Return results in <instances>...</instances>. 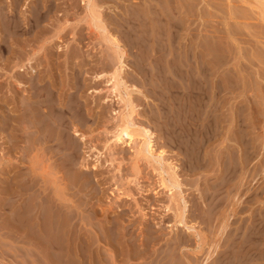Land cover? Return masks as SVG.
<instances>
[{"label": "rangeland", "instance_id": "374dc122", "mask_svg": "<svg viewBox=\"0 0 264 264\" xmlns=\"http://www.w3.org/2000/svg\"><path fill=\"white\" fill-rule=\"evenodd\" d=\"M5 1L9 3V0ZM51 2H53L52 8L58 6L56 12L53 13L55 9H52L51 13L53 14L50 13V20L43 24L48 27L44 37L39 38V40L36 39L35 42L32 36L23 38L31 45V49H34L38 54L33 57L34 74H40L46 76V78L52 74L55 76L60 74L56 76V81L59 87L63 84L66 92L76 81V75L78 77L76 78L77 81L80 82L79 79L81 80L79 84L80 87L83 85V89L79 93V99L85 108L82 113L83 116L80 119L73 113L69 114L70 117L68 116V121H71L70 128H72L68 130V137L71 136L70 139L75 138L72 140H77L79 144V150L76 152L77 161L72 172L57 170L56 165L59 164L57 156L52 155L51 152H37L39 158V160L37 158V167H44L43 169L39 167L38 170L42 173L46 169V173L43 172V174L47 177L48 182L46 181L47 184H45L42 177L36 176L35 178V174H32V164L36 152H21V150L5 152L7 146L0 139V182L3 179V172L10 171V175H14L17 179L18 184L16 185L21 186V188L14 187L16 189V201L15 199L10 200L9 212L7 211L4 215L1 209L3 196L0 183V264H34L32 248L28 247L27 251V249L19 248L16 243L17 239L20 238L16 233L17 224L21 218L20 214L26 211L30 201V196L27 191L25 192V188H28L34 182L39 185L40 189L38 188V191L43 190L47 185L48 192L46 194L50 197L53 195L54 187L63 188L65 195L67 194L66 197L73 201L69 203V206L73 207L74 213L76 212V215L80 214V217L83 215L87 217L88 213L83 214L81 210L76 208V203L88 202L91 206L90 209L96 208L97 213L99 211V216L93 219L96 225L107 219L117 222V227L120 230L118 228H116L117 230L114 229L113 233L115 232V235H118L120 231L121 233L124 232L123 229L126 227L125 230L130 233V236L139 237L138 241L148 239L149 235L154 238L157 237L156 247L154 248L157 251L163 250L162 254L159 253L161 255L154 264H204L208 260L207 263H212L219 256H224L223 259L225 258L224 260L229 262L234 258V252H236V249L238 250V246H242L243 252H246L245 254L248 256V260L245 259L243 264H264V0H96L100 9V19L110 35L118 37L117 39L120 38L122 41L119 40L125 46V39L123 38L125 36L118 28L119 24L124 23L123 17L128 21V24L130 23L127 24V30L131 29V35H135L134 42L136 44L129 42L133 47L130 45L125 47L127 58L125 60V74L123 75L124 80L126 78V86L131 93L132 101L136 105L137 114H134L132 118L140 126L149 127L148 129L153 131L155 144H157L154 152H163L162 168L169 174L175 172L179 178L180 189H173L172 191L164 190L161 186L159 176L161 170L158 169L160 165L156 161L141 159V163L139 162L141 168L135 169V155L139 139L136 143L137 146L128 143L114 144L113 132H115L119 121V112L123 111L125 107L118 97L111 96L108 90L109 84L107 81L116 67L117 59L112 46L105 41L102 30L97 26L99 23L88 16V11L82 0H56V4L54 1ZM170 13H173V16ZM99 14L96 13V17H99ZM132 37L130 36L131 39H133ZM43 38H47L48 43L43 50L38 51ZM136 45L139 46L135 49ZM195 59L204 60L205 64H208L206 67L211 69L210 71L215 70L216 63L220 60H228L224 70L225 73H229L231 80L234 81L235 79L238 82L240 87L237 92L247 90L246 95L237 100L232 99L234 95H229L230 102L228 106H232V108L247 106L251 99L250 102L255 103L257 108L256 114H258V117L256 114L255 117H257L258 129L256 128L251 133V137L258 152H250L252 160L248 161L246 153L240 152V148L236 144L230 143L237 150L235 152L237 160L235 159V161L238 166L235 174H233L234 172L232 174H230L231 172L228 173L226 166L223 165L224 161L229 163V166L232 163L229 152L227 150L218 152V147H215L216 144L213 141L210 146H205L207 150H211L208 156L209 159L206 160L209 162L205 163L207 166L201 168L202 171L192 172L194 165L192 162V164L188 162L190 159L186 156L182 144L184 139L178 140V135L182 136V126L180 125L183 115H181V110L183 112L184 109L187 110L188 104H186L187 100L184 95V85L175 76H172V71L186 70L190 62ZM189 67L194 68L191 65ZM1 68L2 63L0 62V73H2ZM140 68L142 70H139ZM229 69H232L230 71L232 73L229 72ZM143 70L145 71L143 72ZM233 76H235L234 79ZM216 77H219V80L221 78L220 75ZM161 80H164V82H161ZM167 82L174 86L169 85ZM167 85L170 86V90ZM0 87L3 88V90L2 88L0 90L1 101L6 87L5 84ZM172 87H177V90L174 89L176 92H173V95L170 92ZM255 94L261 98L257 97L255 99ZM173 97L174 100L177 99L175 102H173ZM183 98L184 100H182ZM183 102L186 105H183ZM179 105L181 109H179ZM178 114L181 115L182 119L179 120ZM71 115L75 117H71ZM245 116H247V113H245ZM75 128L81 129L75 132ZM4 148L6 149L4 150ZM221 163L222 165H220ZM183 166L186 168L184 169ZM229 166L227 168H230ZM205 167L208 170L204 169ZM48 170L49 172H47ZM83 172L91 175L88 180L91 185H84L83 180H79L82 178L76 181L77 184L75 182L76 186L73 185L74 175H80ZM190 172L192 173L190 174ZM17 173L20 175H17ZM67 173L74 175L70 174L72 176H69ZM223 174L224 176H222ZM228 174L231 176L229 177ZM164 175L169 179V175L166 173ZM219 177L222 178L218 179ZM223 180L225 181L223 182ZM217 183L222 188L219 189L216 207L212 209L209 201L205 200L204 196L207 194V189L212 187L210 185ZM69 185L70 187H68ZM86 185L88 187H85ZM84 190L86 191L84 192ZM32 195L31 200L33 201L34 192ZM185 204L187 205L186 224L194 227V232L187 231L185 226L175 223ZM196 205L198 208L194 211ZM167 207L170 208L169 212L166 210ZM232 214L235 216H232ZM8 217L10 218L8 219ZM2 218L6 221H4V224ZM64 218L67 220L69 217L65 215ZM7 222H9L7 226L10 227L3 230L2 226L4 227ZM224 224L228 225L224 226ZM41 225L43 226L31 231H37L36 234L32 236L29 233L30 235L27 236L26 241H30L32 237L42 238V241L46 240L49 243L55 241V237L50 235L47 226L45 224ZM151 226L153 229L150 232L156 231L153 234L149 232ZM154 226L157 227L154 228ZM97 229L91 230L95 236L100 235L102 238L103 235L106 237V232H100ZM147 230L149 234H146ZM162 235H166L165 238ZM177 235L180 237H177ZM29 237L30 239H28ZM100 245L104 252L114 253L115 255L114 249L112 250L108 244L105 245V242L101 241ZM216 246H220L217 251ZM223 250H227V252L220 253ZM247 253L249 254L247 255ZM51 255L50 263L53 262L54 264V261H56V264H58V257L54 258L55 255ZM164 256L167 258L164 259ZM138 262L135 261L134 264H138Z\"/></svg>", "mask_w": 264, "mask_h": 264}, {"label": "bare ground", "instance_id": "6f19581e", "mask_svg": "<svg viewBox=\"0 0 264 264\" xmlns=\"http://www.w3.org/2000/svg\"><path fill=\"white\" fill-rule=\"evenodd\" d=\"M51 1L55 2L56 0H33V1L32 0L31 1L30 0H11V1L9 0V3H7L8 1L0 0V62L2 63V68H1L2 73H0V86L5 84V87H6V90L3 91L4 97L0 101V139L3 140L4 144L7 146L6 147L7 150H5L6 148H4L5 152L6 151L7 152H14L15 150L16 151L21 150V152H30V153L36 152V154H35L36 157H35L34 161L32 160L33 161L32 174H35V178H36V176L42 177L43 180H45V181H43L45 184H47V182H48L47 177L44 176V174H43V172H45L46 169L42 173H41V171L38 170L40 166L37 167V165H38V162H37L38 153L37 152H42V153L43 152H51L52 155L54 154L55 156L58 157L57 161H59V164L56 165L57 170H64V171L72 172L73 166L77 161L76 160L77 159L76 152H78V150H79V144H78L77 140H72L75 138L70 139L71 136H70V138L68 137L69 136L68 130L72 129V128H70L71 127L70 126L71 121L70 122L68 121V116L70 113H73V114H75V116H78L80 119V118H82L81 117V116H83L82 113L85 110L83 104L81 103V101L79 99V93L82 91L83 85H82V87H80L81 85L79 83L81 82V80L79 79L80 82L77 81V79H76V78H78L77 75L75 78L76 81L72 84L70 89L68 88L69 89L68 91H70V92H68V91L66 92V91H64L63 84H61L62 86L59 87L58 83L56 81V79H57L56 76H58L60 74H58L56 76L54 74H52L48 78H46V76H43L40 74H38V75L34 74L35 70L32 66L33 65V57L37 53L34 49H31V45H29L27 43V40L24 38H26L25 36H32L33 41L35 42V41H37L36 39L39 40V38L44 37V33L47 32L46 28H48V27L43 25V24L46 21L48 22V20H50V18H49L50 15L53 14L54 12H56V7L58 6L57 5V6H55V8H52L53 2H51ZM82 2L85 5L86 10L88 11V14H89L88 16L91 17V19L93 21L99 23V25H97V26L99 27V29L102 30L103 37H104L105 41L109 45L112 46L113 51L115 52V57L117 59L116 67H115L114 71L112 72V74H110V77L108 78V81H107V83L109 84L108 90H109V93L111 96L114 95V96L118 97L120 102L124 105L125 109L123 111L119 112V117H118L119 121L117 123L115 132H113L114 133V135H113L114 144L118 145V144L128 143L130 145H132V144L136 145V143L139 139L140 141L138 143V149H137V152L135 155V161H136L135 162V169L138 170L139 168H141L140 164H139V162L141 163V159H144L146 161L154 160L160 165V167L158 169L161 170V173H159V176H160V183H161V186L163 187V189L164 190L168 189L167 191H172L173 189H180L181 183H180V180L177 177L176 173L174 172L173 174H169L168 172H166L162 168L163 152H159V153L154 152L155 145L157 146V144H155V135H154L153 131L148 129L149 127L146 128V127L140 126L139 124L134 122V120L132 118L134 114H137L136 105L132 101L131 93L129 92L128 87L126 86V81H125L126 78L124 80V77H123V75L125 74L124 71H125V67H126L125 66V60L127 58V51H126L125 47L130 45L129 42L135 43L134 42L135 41L134 40L135 35L134 36L131 35L132 34V32L130 33L131 29L127 30V26L130 23L128 24V21L123 17L122 20H124V23L119 24V27H118V28H120L119 31L124 34L123 36H125V37H123L121 35L125 39L124 40L125 46H124V44H122V42H121L122 40L119 38L121 40L120 41L119 39H117L118 37H114V35H110L108 30L104 26L103 21L100 19L101 18L100 14H99L100 9L98 8V5H97L98 2H96V0H82ZM55 4H56V2H55ZM75 4H76V2H75ZM52 9H55V11L53 10V13H51ZM96 13L99 14V17H96ZM123 14H127V13H123ZM116 23L118 24V22H116ZM49 31H50V29H49ZM129 33H130V35H129ZM130 36L131 37L133 36L132 37L133 39H131ZM47 40H48L47 38H43V40L41 41V45L38 47V51H41L44 49L45 45L48 43ZM31 44H34V43L31 42ZM219 44H220V42H219ZM34 46H35V44H34ZM130 46L133 47V45H130ZM138 46L139 45H136L135 49ZM216 46H218V45H216ZM210 47L212 48L213 46H210ZM190 50H192V49H190ZM213 50L216 51L218 49H213ZM59 52H60V46H59ZM211 52H212V50H211ZM198 54H199V52H198ZM151 55H152V53H151ZM218 58H219V55H218ZM226 61H228V60H226ZM226 61L220 60L219 62H217L214 71H210L211 69L210 68L208 69L206 67V65H208V64H205L206 62L204 60H200V59H197V60L195 59L192 63L190 62V65L194 66V68H191V67H189L190 65L189 66L187 65L188 66V68L186 67L187 69L184 67L186 70H180V69L174 70V69H172V70H174V71H172V74H173L172 76H175L184 85V95H185L186 100H187L186 104H188L187 105L188 111L184 109V112L187 111V112H185L186 114L183 112V110H181V113H182L181 115H183L182 116L183 119L180 117L181 115L178 114L179 120L182 119V121H181L182 123L180 125V126H182V130H181L182 136L178 135L179 136L178 140L184 139V142L182 143V141H181V143L184 145L186 156L190 159V161H188V160H186V161H188L190 164L193 163L194 169H192L193 170L192 172H194V173L197 170L199 172V170H201V168H203L204 166H207V164H205V163L209 162V161L207 162L206 160H207L211 150H207L205 148V146L206 145L210 146L211 145L210 143L212 141H213V143L216 144L215 147H218V152H224L223 150H227V152H229V155H230L229 158H230V161H232V163L229 166L228 165L229 163L224 161L226 163V165L224 164V162H223V165L226 166V171L228 173L231 172L230 174H232V172H234L233 174H235L236 170H237V166H238L237 165L238 163H236V161H235V159H236L235 152H237V150L230 143L236 144L240 148V152L246 153V155H247L246 158L248 159V161L251 159L250 152H256L257 151V147L253 144L252 137H251V133L254 130H256V128L258 129V127H257L258 123L256 121V119L258 117V114H256L257 108L255 107V103L250 102L251 99L247 103V106H237L236 108H232V106L231 107L228 106V104L230 102L229 95H234L232 99L237 100L238 98L243 97V95H246L247 90L244 89L242 92H240V91L237 92L238 88L240 86L238 85V82L234 79L235 76H233V79H234V81H233L229 78V76H230V75H228L229 73H227V72L225 73L224 66H227V64H228V63H226ZM141 68H143V67H141ZM141 68L139 70H142ZM231 70L229 69V72ZM144 71L145 70H143V72ZM230 73H232V72H230ZM219 75L221 76L220 80L222 79L223 81L222 80L221 81L223 83L218 79L219 77H216ZM162 76H163V74H162ZM228 80H231V81H228ZM161 82H164V80H161ZM171 82H173V81H171ZM174 82H176V81H174ZM169 85H171V84H169ZM171 86H174V85L172 84ZM175 86H177V85H175ZM169 87L170 86H168V88ZM1 88L2 87H0V90H1ZM176 88L172 87V89L170 91L172 93V95L174 94L173 92H176L174 90ZM2 90H3V88H2ZM164 90H166V89H164ZM169 90H170V88H169ZM175 94H177V93H175ZM157 96H159V95L157 94ZM176 96H175V98H176ZM254 97L256 99L259 96L257 94H255ZM180 98H182V97H180ZM259 98H261V97H259ZM134 99H135V97H134ZM157 99H159V98H157ZM176 100H174V97H173V102H175ZM182 100H184V98ZM157 101H159V100H157ZM255 101H257V100H255ZM159 102L161 103V101H159ZM179 102L181 105L180 100H179ZM184 102H183V105H186ZM168 103H169V101H168ZM165 104H166V102H165ZM237 104L239 105V103H237ZM180 105H179V107H180ZM183 105H182V109H183ZM179 109H181V107ZM245 113H247V116H245ZM255 114L257 115V117H255ZM169 115L171 116V114H169ZM72 116L73 115H71V117ZM75 116H73V117H75ZM168 119H170V118H168ZM179 123H180V121H179ZM173 124H175V123H173ZM80 127H81V125H80ZM168 128H171V127H168ZM79 130L77 128H75L74 131L78 132ZM169 130H172V129H169ZM177 137H175V138H177ZM174 141H176V140H174ZM179 141H178V143H179ZM175 144H176V142H175ZM183 145L180 144V146H182V147H183ZM182 151L184 152V150H182ZM226 153H224V154H226ZM183 156H185V155H183ZM38 160H39V158H38ZM226 161H228V160H226ZM219 163H220V161H219ZM51 164H52V161H51ZM220 165H222V163ZM228 166L230 168H227ZM45 167H47V166H45ZM48 167H50V166H48ZM40 168L43 169L44 167L43 168L40 167ZM95 168H96V166L94 167V169ZM185 168L186 167H184V169ZM204 169H207V168L205 167ZM49 170L47 172H49ZM12 172H15V171H12ZM192 172H190V174ZM165 173L167 175H169V179H167L165 177V175H164ZM12 174H14V173H12ZM18 174L19 173H17V175ZM67 174L69 176L74 175L72 173H67ZM70 174H72V175H70ZM134 175H135V173H134ZM90 176L91 175L85 174L84 172L81 173L80 175H74V180H73L72 184L76 186V184H77L76 181L79 178H82L79 180H83L84 185L85 184L91 185V183L88 181ZM222 176H224V174ZM230 176L231 175H229V177ZM220 178H222V177H219L218 179H220ZM52 179H54V178H52ZM225 180H223V182ZM71 181H72V179H71ZM75 182H76V184H75ZM0 183H1V187H2L1 193L3 196L2 197L3 203H2L1 209L3 211V214L6 215V212L10 208V207L8 208L10 200L15 199V197H16V189L14 187L17 186L16 184H18V183H17L16 177L14 175L13 176L10 175V171H6L5 173L3 172V179ZM196 183H197V181H196ZM220 184H223V183H220ZM128 185H129V183H128ZM208 185H210V184H208ZM210 186H212V187H209V189H207L208 190L207 194L204 197H205V200L207 199V201H209V205L212 206V209H213L216 207L217 196L220 192L219 189H221L222 187H220V185L218 183L214 184V185L211 184ZM18 187L19 186H17V188ZM46 187H48V186L46 185ZM46 187L43 188V190L38 191L37 189L39 188V185L37 182H34L32 185L28 186V188H25V192L27 191L29 196H30V201L28 204L29 207L27 206L26 211H23V213L20 214L21 218L19 220V223L17 224L18 226H17L16 233H17V235H19L20 238L17 239L16 243L19 245V248L27 249V251H28V247L32 248V258H33L34 264H49L51 261V259H50L52 256L51 254L55 255V257L53 256L54 258H56V256L58 257V259H57L58 264H134L135 261H139L138 264H154V262L162 254L161 253L163 250L162 248H161L162 249L161 251H157V249L154 248V247H156L155 244L157 242V237L154 238L151 235H149V236H151L150 238L148 236V239H143L142 241H138L139 237L138 238L133 237L132 234H131L132 236H130L129 235L130 233L126 232L127 230H125L126 227L123 229L124 232L121 233V231H120L118 233V235L117 234L115 235V232L113 233V230L114 229L117 230L116 228H118L116 221H114V220L112 221V220L107 219L103 223L96 225L93 222V219H96L97 216H99L98 215L99 211L97 213V210L95 207H94L95 209H90L89 207H91V206L89 205L88 202L87 203L82 202L81 204L76 203L77 209L81 210L83 212V214H85L86 212L88 213L87 217H84V215L80 217L79 216L80 214L76 215L75 214L76 212L74 213V211L72 209L73 207L69 206V203H71L73 201H72V199H68L66 197L67 194L65 195L63 188H60L59 186L54 187V189L52 188L53 189V195H52V197H50L48 194H46L48 192ZM68 187H70V185ZM85 187H88V186L86 185ZM19 188H21V186ZM86 190H84V192ZM149 190H151V189H149ZM33 192H34V199L32 201L31 196L33 197V195H32ZM151 192H152V190H151ZM157 194H159V193H157ZM180 194H182V193H180ZM23 195H25V194H23ZM183 199H184V197H183ZM15 201H16V199H15ZM79 201H81V200H79ZM197 205L195 207L192 206L195 208L194 211L198 208ZM206 205H207V203H206ZM186 209H187V205L185 204V206L181 209V212H180L179 216L177 217L178 219L175 223L182 225V226H185L187 231L194 232L195 228L190 227L186 224V220H185ZM24 210H25V208H24ZM166 210L169 212L170 208L167 207ZM198 210H200V209H198ZM104 212H105V210H104ZM65 215H67L69 217L67 220H65V218H64ZM233 215L234 214H232V216ZM144 216H146V215H144ZM9 218L10 217H8V219ZM197 218H198V216H197ZM6 219L7 218L5 217V220ZM5 220L3 219V224H4ZM11 221H13V220H11ZM8 223L9 222H7L6 225H4V227L2 226L3 230L8 229V227H10V226H7ZM41 224H45L47 226V229L51 233L50 235L55 237V241L53 243H49L46 240L42 241L41 240L42 238L38 239L39 237H32L31 239L29 237L28 239H30V241H28V240L26 241L27 236L30 235L29 233H31L32 236L34 234H36L37 231L36 232L34 231L35 233L31 232V231H33L35 228L38 229L39 226L42 227L43 225H41ZM225 225L227 226L228 224H224V226ZM218 226H219V224H218ZM155 227H157V226H154V228ZM97 228L99 229L100 232H106L105 233L106 237H104L103 235H102V238L100 235H99L100 238H99V236L98 237L95 236L91 230H96ZM43 229H41V230H43ZM121 229H122V227H121ZM152 229H153V227L149 228V232ZM14 230H16V229H14ZM5 231L7 232V230H5ZM45 231H47V230H45ZM149 232L147 230L146 234H149ZM155 232L153 231V233H155ZM150 233H152V232H150ZM39 236H40V233H39ZM48 236H49V234H48ZM162 236H164V235H162ZM165 236H164V238H165ZM177 237H180V236L177 235ZM184 238H185V235H184ZM234 238H235V236H234ZM234 238H233V240H234ZM159 239H160V237H159ZM101 241L105 242V245L108 244L112 248V250L114 249L115 255H114V253L109 254V253L104 252L101 249V245H100ZM185 241H186V239H185ZM170 246H171V244H170ZM167 247H169V246H167ZM218 247H220V246L215 247L216 251L218 250ZM221 248H223V246H221ZM237 248H238V250L236 249V252H234V256H233L234 258L232 257L233 259L229 262L228 261L226 262L224 260L225 258L223 259L224 256L223 257L221 256L222 258L219 256V257H216L215 260L212 261V263H207L209 261L208 260L204 264H243L244 263L243 261L245 259L248 260V256H246V254H245L246 252H243L242 246H238ZM248 248H250V247H248ZM229 249H231V248H229ZM166 251H167V249H166ZM214 251H215V249H214ZM216 251H215V253H216ZM225 252H227V250H223L220 253L224 254ZM159 253H161V254H159ZM168 253H170V252H168ZM248 254L249 253H247V255ZM165 257L166 256H164V259H165ZM162 258H163V256H162ZM220 258H221V260H220ZM251 261H253V260H251ZM54 262H55L54 264H56V261H54ZM51 263L53 264V262H51Z\"/></svg>", "mask_w": 264, "mask_h": 264}]
</instances>
